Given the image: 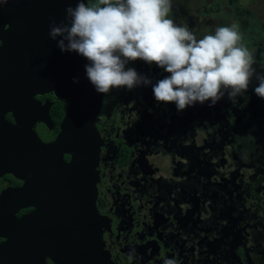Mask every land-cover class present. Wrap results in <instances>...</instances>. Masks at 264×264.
Segmentation results:
<instances>
[{"label":"flooded vegetation","instance_id":"flooded-vegetation-1","mask_svg":"<svg viewBox=\"0 0 264 264\" xmlns=\"http://www.w3.org/2000/svg\"><path fill=\"white\" fill-rule=\"evenodd\" d=\"M7 4L0 244L24 218L27 264H264V98L255 75L243 95L178 111L153 94L170 73L130 61L126 68L151 84L104 94L92 126L77 123L60 143L68 104L57 84L69 51L49 35L60 11L45 8L37 18L19 1ZM168 18L197 39L236 25L264 74V0H172ZM22 59L23 71L5 70Z\"/></svg>","mask_w":264,"mask_h":264},{"label":"clouds","instance_id":"clouds-1","mask_svg":"<svg viewBox=\"0 0 264 264\" xmlns=\"http://www.w3.org/2000/svg\"><path fill=\"white\" fill-rule=\"evenodd\" d=\"M171 7L172 0H98L92 6L77 0L66 9V22H52L49 35L52 40L62 37L57 41L62 52L89 61L86 76L98 93L151 84L126 68L130 61L142 60L170 73L153 86V94L158 102H175L178 111L196 102L214 105L225 93L230 99L243 95L254 75V92L264 98V74L256 73L255 58L236 25L217 27L214 34L197 39L168 18Z\"/></svg>","mask_w":264,"mask_h":264},{"label":"water","instance_id":"water-1","mask_svg":"<svg viewBox=\"0 0 264 264\" xmlns=\"http://www.w3.org/2000/svg\"><path fill=\"white\" fill-rule=\"evenodd\" d=\"M9 1V0H8ZM12 1V0H10ZM22 3L20 11L24 12L25 15H31L33 17H41L43 15L42 10L47 9H59V17H62V21L66 22V9L68 7H75L77 0H13ZM86 3V0H84ZM24 3V6H23ZM8 9V4L0 5V10ZM12 8L17 9V4L12 5ZM22 8H24L22 10ZM1 16V14H0ZM5 16H8L7 14ZM4 23V22H2ZM39 24V20L37 22ZM39 30L40 26L37 27ZM16 40V38H13ZM7 39L3 41V45L0 47V51L7 47ZM63 75L60 83L57 84V93L62 97L68 104V112L62 121V131L60 132L58 141L64 142L65 139L72 134L73 127L83 128L84 123L88 122L92 126L96 120L97 114L101 108V102L103 93H98L95 87L91 84L86 76L85 65L89 61L79 55L76 52L69 51L68 58L63 59ZM26 65V62H24ZM67 72H66V70ZM7 72L10 71H23V59L22 60H11L9 61L8 67L5 69ZM74 79L78 82L74 83ZM89 204L93 203L92 186L90 185L89 193ZM17 230L13 237H9L8 240L0 244V264H27L24 260L26 245L25 237L23 234L25 219L20 218L15 221ZM10 256L13 259L7 260Z\"/></svg>","mask_w":264,"mask_h":264}]
</instances>
